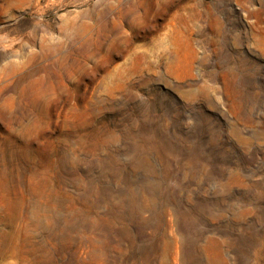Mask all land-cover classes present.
Segmentation results:
<instances>
[{
	"label": "rangeland",
	"instance_id": "rangeland-1",
	"mask_svg": "<svg viewBox=\"0 0 264 264\" xmlns=\"http://www.w3.org/2000/svg\"><path fill=\"white\" fill-rule=\"evenodd\" d=\"M0 264H264V0H0Z\"/></svg>",
	"mask_w": 264,
	"mask_h": 264
},
{
	"label": "bare ground",
	"instance_id": "bare-ground-1",
	"mask_svg": "<svg viewBox=\"0 0 264 264\" xmlns=\"http://www.w3.org/2000/svg\"><path fill=\"white\" fill-rule=\"evenodd\" d=\"M59 4V3H58ZM61 5V4H60ZM60 8V7H59Z\"/></svg>",
	"mask_w": 264,
	"mask_h": 264
}]
</instances>
